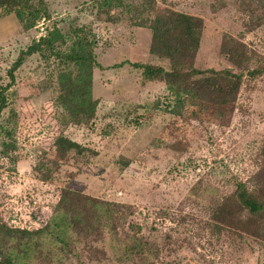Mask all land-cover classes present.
Here are the masks:
<instances>
[{
  "label": "rangeland",
  "instance_id": "1",
  "mask_svg": "<svg viewBox=\"0 0 264 264\" xmlns=\"http://www.w3.org/2000/svg\"><path fill=\"white\" fill-rule=\"evenodd\" d=\"M100 0H44L34 18L21 22L0 10V222L37 229L48 223L63 188L131 205L129 222L141 226L159 249L156 264H262L257 239L212 229V208L232 196L236 182L250 188L264 166V74L246 77L227 117L189 105L171 113L167 84L149 80L130 62L168 64L150 53L152 31L132 24L131 14L101 11ZM141 7H170L204 20L195 65L231 67L220 52L227 33L242 39L264 66V0H125ZM153 4V5H152ZM81 34L103 68L93 73L96 114L87 124H66L58 101V76L66 64L49 49L30 56L11 82L9 68L41 36L66 51ZM225 117L226 119H223ZM88 151L60 153L58 133ZM5 144H8L5 146ZM130 224L124 227L133 233ZM83 264H120L108 233L77 239ZM75 254L62 262L79 264ZM35 264V261L34 263Z\"/></svg>",
  "mask_w": 264,
  "mask_h": 264
},
{
  "label": "trees",
  "instance_id": "2",
  "mask_svg": "<svg viewBox=\"0 0 264 264\" xmlns=\"http://www.w3.org/2000/svg\"><path fill=\"white\" fill-rule=\"evenodd\" d=\"M43 4L44 0H0V10L15 13L21 22L26 23L27 19L38 15ZM99 5L111 20H118L112 11L119 9L120 13L131 14L134 26L151 29L150 53L166 59L168 64L128 63L142 69L146 79L167 84L175 98L171 109L174 116H182L191 104L201 109L198 112L193 110V115L213 108L227 117L235 108L246 77L257 78L264 74V66L256 63L253 50L242 39L227 33L223 36L220 52L231 67L198 68L195 60L204 29V20L200 16L157 5L141 7L125 0H100ZM45 49L66 64L58 76V101L66 111L62 121L79 125L89 123L98 105L93 96V73L96 67L103 68V65L80 33L74 45L66 51L58 49L54 39L48 36L34 40L19 52L10 66L11 82L7 87L15 82L16 72L25 61ZM6 104L7 98L2 91L0 115ZM54 147L60 153L75 151L79 155L90 149L62 132L55 136ZM255 177L252 188L244 182H236L234 194L215 204L210 225L217 232L227 229L255 237L262 247L264 264V166ZM131 213V205L63 188L58 206L46 225L30 230L0 222V264H33L34 261L36 264L38 258L62 262L67 254H75L79 264H83L79 251H76L77 239L93 233L99 236L109 234L114 258L120 264H156L159 249L144 237L139 224H130ZM128 224L134 232L123 234Z\"/></svg>",
  "mask_w": 264,
  "mask_h": 264
}]
</instances>
